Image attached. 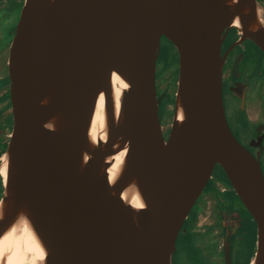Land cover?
<instances>
[{"label": "water", "instance_id": "obj_1", "mask_svg": "<svg viewBox=\"0 0 264 264\" xmlns=\"http://www.w3.org/2000/svg\"><path fill=\"white\" fill-rule=\"evenodd\" d=\"M257 7L258 0L232 7L228 0H24L8 57L11 162L0 233L23 211L49 250L47 264H173L184 226L222 174L256 225L254 256L264 264V172L228 122L221 52L240 15L242 42L264 54V29L248 30ZM164 45L175 48L179 70L168 139L157 87ZM113 69L132 84L123 113L112 102ZM100 90L111 138L93 149L86 133ZM53 117L57 131H46ZM125 141L127 167L112 189L104 158L113 144L129 147ZM85 151L93 159L82 167ZM133 180L148 203L139 214L119 200Z\"/></svg>", "mask_w": 264, "mask_h": 264}, {"label": "flooded vegetation", "instance_id": "obj_2", "mask_svg": "<svg viewBox=\"0 0 264 264\" xmlns=\"http://www.w3.org/2000/svg\"><path fill=\"white\" fill-rule=\"evenodd\" d=\"M258 1L260 2V7H264V0ZM23 3L24 0H0V42L3 39L2 30L5 29L2 22L6 23L7 21V18L5 19L4 17L10 11L18 10L19 5L22 7ZM238 42L241 43L236 45ZM8 49H10V44L7 47ZM0 50L2 51L1 47ZM7 50H3L5 51V55L8 53L6 69H0V154L6 151L12 128L8 108L9 52ZM221 52L225 58L223 90L228 122L239 141L255 157L260 156L264 172V54L250 40L242 42L241 34L235 28L225 33ZM250 60L255 70H258V75L262 80L261 83H258V89L254 90L251 84L245 81V77L241 73V67L245 62ZM158 81L159 75L157 80L159 91ZM161 96L164 95L159 92V97ZM258 99L262 105L261 111H258V109L251 110V106L254 107ZM239 115L245 116V124L248 126V129L251 128L248 133L242 134V132L239 133L237 131ZM260 116H262L263 120L260 119ZM258 119L259 121H257ZM169 132L170 128L168 129L166 126L164 128L166 139L169 137ZM252 132H254L253 135H251ZM0 194L1 199L3 194L2 183H0ZM204 215L203 221L197 223ZM246 228H249L250 234H246L248 230H245ZM192 237L197 238V244L195 245L197 251L195 258L188 264H227V255L229 256V254L232 264H250L255 254L254 249L257 240L256 225L222 174L218 176L214 175L213 180L206 189V193L184 226L177 242V251L174 254L173 264H179L177 255L180 249V242H185L184 248H188V252H191L188 244ZM250 248L253 254L247 257Z\"/></svg>", "mask_w": 264, "mask_h": 264}, {"label": "clouds", "instance_id": "obj_3", "mask_svg": "<svg viewBox=\"0 0 264 264\" xmlns=\"http://www.w3.org/2000/svg\"><path fill=\"white\" fill-rule=\"evenodd\" d=\"M240 3V0H228V6L232 7ZM245 13L247 10L245 9ZM233 26L238 30L243 28L242 19L240 15H236L233 18ZM264 29V7H257V23L252 24L249 27L250 32H257ZM119 84V88L116 85ZM109 87L111 89L112 102H115L117 111L122 108L123 113V101L125 95L131 91L132 84L117 70L113 69L109 75ZM122 101V103H121ZM48 99L41 101V105H47ZM104 108L105 114L101 118L100 112ZM181 113V121L186 119V113L182 105H179ZM107 115V102L105 105V91L100 90L96 97L94 106L91 113V118L87 128V141L93 149H99L102 146H107L110 142L111 128L108 122ZM122 116L118 119H114V123L118 126ZM42 127L49 132L57 131L56 117L51 118L47 122L43 123ZM122 140L123 138H118ZM124 145L129 147L120 148L119 143L113 144L112 154L107 155L104 158V164L107 165L103 169V173L106 176L107 185L109 188L114 189L127 167V159L130 153L131 141H125ZM93 159V156L88 151L82 154V167L87 166L89 161ZM11 157L8 152L0 154V183L5 188L9 179ZM129 187L136 189V196L129 199L124 193ZM112 196H116L115 191L110 193ZM7 196V193H5ZM119 200L125 206L132 210L133 213L139 214L140 212L147 211L148 203L144 198L142 191L138 183L133 180L127 186H125L119 192ZM6 203L4 199H0V224L5 221ZM136 215L133 216V220H136ZM49 250L44 244L35 224L28 216L27 213L21 211L17 214L16 218L8 224V226L0 233V264H47L49 258ZM258 256H254L250 261V264H256Z\"/></svg>", "mask_w": 264, "mask_h": 264}, {"label": "rangeland", "instance_id": "obj_4", "mask_svg": "<svg viewBox=\"0 0 264 264\" xmlns=\"http://www.w3.org/2000/svg\"><path fill=\"white\" fill-rule=\"evenodd\" d=\"M21 9H22V7H20V5H19L18 10L16 9V10L10 11L9 14L7 13L8 15L6 17H4L5 19L7 18L6 23L2 22V25L5 27V29L2 30L3 39L0 42V47L2 48V51L0 50V69H3V70L6 69V60H7V56H8V53L5 55L4 54L5 51H3V50L4 49L7 50V47L12 42L17 24L19 22ZM7 52H9V49L7 50ZM251 62L252 61L250 60V61H247L244 63V65L241 67V73L245 77V81L249 82L251 84L253 90H254V89H258V87H259L258 83H261L262 80L258 75V70H255V68H254L253 64H251ZM246 66H248V67H246ZM178 72H179V70H178V56H177L175 48H173L171 45H167V46L164 45L162 52H161V55H160L159 64H158V75H159L158 84H159V92L162 95L169 97V99H170V102L167 106V112H169V113L162 118V122H163L164 126L165 127L167 126L168 129L171 127V124H172L174 98H175V94H176V90H177ZM250 97H251V95H250ZM250 97H249V100H250ZM261 106L262 105L260 103V100L258 99L257 103L255 102V106L254 107L251 106V110L258 109V111L259 110L261 111ZM162 112L165 113V107L162 109ZM253 119L255 120L254 117H253ZM260 119L263 120L262 116H260ZM257 121H259V119ZM237 123H238L237 131L239 133H241V132H242V134L248 133L251 130V128L248 129L247 128L248 126L245 124V116L244 115L243 116L239 115ZM253 134H254V132H252L251 135H253ZM263 167H264V165H263ZM0 196H1V194H0ZM204 217H205V215L203 217H201L197 221V223L203 221ZM245 230H247L246 234H250L249 228H246ZM252 239H253V237H252ZM196 241H197L196 237H192L191 240L189 241L188 246L190 247L191 252H188V248H184L185 242H180V244H179L180 249H179V252L177 255V261L179 264L180 263L181 264H188V263L192 262V260L195 258L196 251H197V248L195 247V245L197 244ZM255 250H256V247H255L254 251ZM252 254L253 253L251 252V248H250V251L248 252L247 257H249V255L251 256Z\"/></svg>", "mask_w": 264, "mask_h": 264}, {"label": "trees", "instance_id": "obj_5", "mask_svg": "<svg viewBox=\"0 0 264 264\" xmlns=\"http://www.w3.org/2000/svg\"><path fill=\"white\" fill-rule=\"evenodd\" d=\"M163 65H164V64H163ZM161 97H162V96H161ZM169 102H170L169 97L164 96V98H163V102H162V107H161V116H162V117L166 116V115L169 113V112H167V106H168ZM164 107H165V113L162 112V109H163Z\"/></svg>", "mask_w": 264, "mask_h": 264}, {"label": "bare ground", "instance_id": "obj_6", "mask_svg": "<svg viewBox=\"0 0 264 264\" xmlns=\"http://www.w3.org/2000/svg\"><path fill=\"white\" fill-rule=\"evenodd\" d=\"M233 29H234V28H233ZM235 30H236V29H235ZM116 87L119 88V84H117ZM116 110H117V109H116ZM117 112H119V111H117ZM104 114H105V111H104V108H102V109H101V112H100V116H101V118L104 117Z\"/></svg>", "mask_w": 264, "mask_h": 264}]
</instances>
